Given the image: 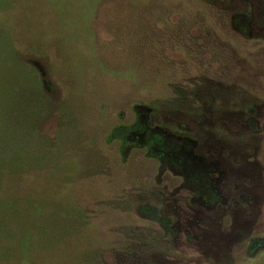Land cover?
Segmentation results:
<instances>
[{"label":"rangeland","instance_id":"1","mask_svg":"<svg viewBox=\"0 0 264 264\" xmlns=\"http://www.w3.org/2000/svg\"><path fill=\"white\" fill-rule=\"evenodd\" d=\"M0 264H264V0H0Z\"/></svg>","mask_w":264,"mask_h":264},{"label":"trees","instance_id":"2","mask_svg":"<svg viewBox=\"0 0 264 264\" xmlns=\"http://www.w3.org/2000/svg\"><path fill=\"white\" fill-rule=\"evenodd\" d=\"M22 55L24 56L25 54ZM20 59V69L11 68L7 71L11 75L7 86L9 87V93L13 92L11 94L13 97H10L6 107L11 118L9 121H12L10 125L20 135L19 142H29L30 146H28V144H21L23 147V153H25L26 158H28L26 160L33 161L31 164H35L39 161V157L36 156L35 149L41 143L43 145L42 141L44 136L41 135L40 130H42V124L45 118L44 116L48 115L46 112L49 108L51 99H48V96L42 90L39 76L37 75V77H35L33 73L31 74V64L33 63L29 61L28 57H25L23 60L22 58ZM139 127L140 123L137 122L122 128L123 134L120 136L123 146L133 144L137 140H140L138 132ZM114 132L116 133L117 130ZM34 134H36L39 138V143L34 142ZM131 134L134 136L133 138H130ZM146 136V144L149 150H151L153 148L152 145L158 143L161 138L159 134ZM20 156L23 158L22 154ZM18 159H16V161H18ZM40 160L42 161L41 158ZM27 165L30 166V164ZM18 170L19 169H17V171Z\"/></svg>","mask_w":264,"mask_h":264}]
</instances>
